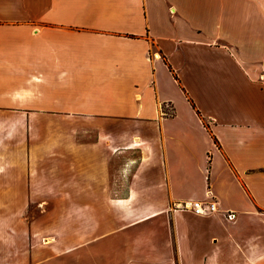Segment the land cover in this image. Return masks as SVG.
Segmentation results:
<instances>
[{
  "label": "crops",
  "instance_id": "1",
  "mask_svg": "<svg viewBox=\"0 0 264 264\" xmlns=\"http://www.w3.org/2000/svg\"><path fill=\"white\" fill-rule=\"evenodd\" d=\"M0 264H264V0H0Z\"/></svg>",
  "mask_w": 264,
  "mask_h": 264
},
{
  "label": "built area",
  "instance_id": "2",
  "mask_svg": "<svg viewBox=\"0 0 264 264\" xmlns=\"http://www.w3.org/2000/svg\"><path fill=\"white\" fill-rule=\"evenodd\" d=\"M191 206L194 212L199 214L215 210V202L213 201H209V202L193 201L191 203Z\"/></svg>",
  "mask_w": 264,
  "mask_h": 264
},
{
  "label": "rangeland",
  "instance_id": "3",
  "mask_svg": "<svg viewBox=\"0 0 264 264\" xmlns=\"http://www.w3.org/2000/svg\"><path fill=\"white\" fill-rule=\"evenodd\" d=\"M119 176L118 175H113V187H122L124 185H122L120 182H123V181H120L119 179Z\"/></svg>",
  "mask_w": 264,
  "mask_h": 264
}]
</instances>
